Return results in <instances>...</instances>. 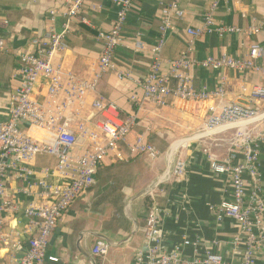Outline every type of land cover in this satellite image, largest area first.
Here are the masks:
<instances>
[{"label": "crops", "instance_id": "crops-1", "mask_svg": "<svg viewBox=\"0 0 264 264\" xmlns=\"http://www.w3.org/2000/svg\"><path fill=\"white\" fill-rule=\"evenodd\" d=\"M170 1L135 0L132 3L122 30V45L113 56L116 72H128L131 78L119 77L115 71L108 72L102 76L96 93L85 98L81 119L92 117L91 104L103 98L117 107L121 118L134 116L135 124L124 141L107 151L97 168L95 184L80 193L58 220L46 247V257H54L57 261L45 260L42 264H145L140 254L147 252L145 225L154 206L160 243L166 253L189 260L210 251L222 255L231 264H240L239 250L230 243L238 234L237 224L219 212V204L231 199L230 179L212 172L203 153L204 147L210 146L217 158L225 161L229 157L228 141L234 130L207 132L203 124L209 108L214 105L250 104L243 89L264 86V73L192 67L189 70L192 87L213 90L223 85L225 94L221 102L193 103L168 97L164 106H158L145 100L141 86L151 62L147 48L161 37L162 11ZM214 1H217L213 11L214 25L233 27L238 32L222 35L212 32L190 43L186 30L203 25L204 15ZM179 5L184 15L173 21L174 29L164 36L160 55L163 74L169 63L182 53L190 59L218 58L223 54L243 59L248 56L251 45L264 47V0H180ZM0 6V18L5 22L0 28L4 44L0 51V122H3L20 79L18 56L29 50L32 38L47 31L49 10L63 9L64 5L63 0H0ZM115 14L116 7L108 0H85L80 16L70 23L67 51L56 54L52 64L78 77L90 78L102 51L97 35L110 30ZM63 22L64 19L58 17L56 28L59 29ZM251 28L258 32L244 33ZM136 41L142 42L144 50L133 51ZM255 64L264 67V58ZM45 92V85L38 83L34 96L43 101ZM252 104L264 110L261 102L253 101ZM247 129L257 135L264 127L260 124ZM138 136H143L159 152L157 159L131 153ZM239 155L236 154L234 163L240 161ZM179 159L186 162V169L181 178L174 179L171 172ZM55 165L56 160L50 157L34 160L28 165L35 171L30 180L44 179L40 170L44 167L53 170ZM261 173L258 188L263 194L264 157ZM46 180L61 182L54 175ZM245 182L249 195L255 191L254 185L248 179ZM25 184L15 171L8 170L7 191L21 207L40 201L36 194L30 197L19 194ZM2 218V231L7 241L0 244V264H17L18 258L27 253L35 230L21 213H4ZM184 241L189 244L185 245ZM97 242L106 247L101 256L92 253ZM258 264H264L263 260Z\"/></svg>", "mask_w": 264, "mask_h": 264}, {"label": "built area", "instance_id": "built-area-1", "mask_svg": "<svg viewBox=\"0 0 264 264\" xmlns=\"http://www.w3.org/2000/svg\"><path fill=\"white\" fill-rule=\"evenodd\" d=\"M116 7V14L109 31L100 32L97 38L102 42V51L97 61L96 71L90 78H81L72 72L54 66L52 59L56 54L67 51V35L70 23L82 12L85 0H63V9L52 8L48 12L50 26L40 37L30 40L29 50L21 53L20 79L17 88L10 97L7 119L0 122V244L7 241L3 233L4 213H21L30 221L35 234L28 242L27 253L17 264H42L45 260L56 262L54 257H46V247L55 231L58 220L80 193L95 184L97 168L107 151L125 140L135 124L134 116L121 118L117 107L110 101L97 98L91 104L92 117L81 119L85 98L96 93L102 76L116 72L113 56L122 45V30L132 3L135 0H108ZM180 0H171L162 11L159 25L160 39L147 48L151 58L148 73L142 84L143 98L158 106H164L168 97L184 102L223 99V85L213 90H195L189 70L192 67L227 68L237 73L256 70L264 73V67H258L256 61L264 58V47L253 44L246 58L236 59L229 55L218 58L190 59L182 53L168 65L165 74L162 67L161 51L164 36L174 29L173 21L184 15ZM217 1L210 4V11L204 15L203 25L188 28L186 33L190 43L216 32L220 35L238 32L233 27H216L213 11ZM1 12V6H0ZM64 19L60 28H56L58 17ZM84 22V21H83ZM5 22L0 18V28ZM256 28L244 32L247 35L257 33ZM0 38V51L3 50ZM144 50L141 41H136L133 51ZM119 77L130 79L128 72H116ZM38 83L45 85V98L39 101L34 96ZM247 93L248 105L229 103L209 108L203 128L207 132L230 128L234 130L228 141L229 157L225 161L217 158L210 146L203 153L212 172L227 175L231 185V199L219 204V212L232 219L238 227V234L230 239L235 250H239L240 264H258L264 262V193L260 192L261 159L264 157V129L254 135L248 127H264V110L254 106L253 101L264 104V86L254 85ZM89 124V125H88ZM132 154H141L157 159L160 154L143 136H138L131 147ZM240 161L234 163L236 154ZM40 157L56 160L53 170L44 167L40 173L45 177L31 181L35 173L28 165ZM11 169L18 177L26 181L18 192L23 196L35 195L39 202H30L27 206L15 203L7 191V172ZM186 162H175L171 175L174 179L183 176ZM54 175L60 183L47 181ZM254 185L253 193L247 194L245 180ZM156 207H152L146 219L145 243L147 252L143 256L145 264H231L222 255L210 251L189 260H183L175 253H166L160 243V231L155 223ZM241 236V238H240ZM184 244H189L184 241ZM19 248V247H16ZM105 245L97 242L92 249L95 256L105 253Z\"/></svg>", "mask_w": 264, "mask_h": 264}, {"label": "water", "instance_id": "water-1", "mask_svg": "<svg viewBox=\"0 0 264 264\" xmlns=\"http://www.w3.org/2000/svg\"><path fill=\"white\" fill-rule=\"evenodd\" d=\"M153 188H150L149 190H152ZM21 259V257L18 258V261Z\"/></svg>", "mask_w": 264, "mask_h": 264}]
</instances>
